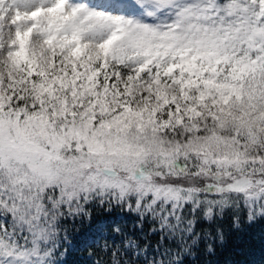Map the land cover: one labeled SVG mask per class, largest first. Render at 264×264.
<instances>
[{"label": "snow or ice", "instance_id": "snow-or-ice-1", "mask_svg": "<svg viewBox=\"0 0 264 264\" xmlns=\"http://www.w3.org/2000/svg\"><path fill=\"white\" fill-rule=\"evenodd\" d=\"M229 121L252 141L264 123V0H0V264H64L95 209L124 215L86 238L91 264L242 243L264 220V153L207 184V160L175 158L226 143Z\"/></svg>", "mask_w": 264, "mask_h": 264}, {"label": "trees", "instance_id": "trees-1", "mask_svg": "<svg viewBox=\"0 0 264 264\" xmlns=\"http://www.w3.org/2000/svg\"><path fill=\"white\" fill-rule=\"evenodd\" d=\"M118 215L124 214L117 212L109 214L104 209H95L91 221L77 223L75 230L68 235L64 249L67 254L59 259L63 260L64 264H91L93 260L104 259L102 255H95L94 248L90 249L94 253L90 258L85 252V240L95 234L99 223L110 222ZM236 236L242 237L243 242L233 243L230 239L222 249L218 250L216 256L193 255L188 258V264H205L209 259L218 264H264V220H258L253 224L242 223L241 231ZM103 244L104 241L100 240V246Z\"/></svg>", "mask_w": 264, "mask_h": 264}, {"label": "clouds", "instance_id": "clouds-1", "mask_svg": "<svg viewBox=\"0 0 264 264\" xmlns=\"http://www.w3.org/2000/svg\"><path fill=\"white\" fill-rule=\"evenodd\" d=\"M237 115H239L238 112ZM207 127H213V125H208ZM215 131L219 133L220 136L226 138L227 142L194 140L193 146L197 148V154L194 155L192 153L191 147H186L182 150L179 156L175 157L176 159L190 161L194 165H200L201 161L207 160L208 164L202 165L203 167L209 169L208 177H201L205 184L215 182V174L218 171L221 173L225 171L223 166L225 157L228 159H234L239 156V158L243 160L245 157H255L264 153V123H257L253 126L252 132L255 133L257 137L255 141L248 138L247 129H238L233 126L231 121L225 124L222 128L215 127ZM187 135V133H184L183 135H181V133H177V136L172 137V139L175 141L178 138L180 143L183 144ZM197 135H207V133H192L193 137H196ZM160 159L164 160L167 158L161 157ZM217 165H219V168ZM229 171H232L234 175H240L241 173L247 175L248 173L247 168H241L239 170L233 168L229 169ZM253 178L255 179V177ZM184 182L199 183V181L195 180L192 176L186 177ZM224 182L227 183V181Z\"/></svg>", "mask_w": 264, "mask_h": 264}, {"label": "rangeland", "instance_id": "rangeland-1", "mask_svg": "<svg viewBox=\"0 0 264 264\" xmlns=\"http://www.w3.org/2000/svg\"><path fill=\"white\" fill-rule=\"evenodd\" d=\"M97 238H99V237H97Z\"/></svg>", "mask_w": 264, "mask_h": 264}]
</instances>
